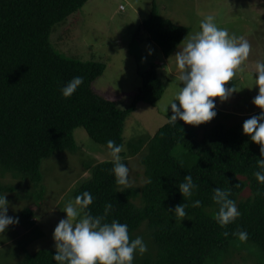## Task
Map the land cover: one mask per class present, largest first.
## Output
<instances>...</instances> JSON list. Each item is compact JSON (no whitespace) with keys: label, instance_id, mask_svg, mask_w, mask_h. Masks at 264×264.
Returning a JSON list of instances; mask_svg holds the SVG:
<instances>
[{"label":"trees","instance_id":"16d2710c","mask_svg":"<svg viewBox=\"0 0 264 264\" xmlns=\"http://www.w3.org/2000/svg\"><path fill=\"white\" fill-rule=\"evenodd\" d=\"M86 2L0 0V167L6 173L40 183L43 160L55 153L78 151L74 138L77 128H83L93 142L105 148L110 139L125 145V122L137 104L155 105L164 94V84L152 65L141 74L142 85L131 105L120 109L92 88L106 69L104 63L83 62L55 51L49 40L52 28ZM143 28L166 57L177 50L189 33L187 27L162 19L155 3ZM77 75L84 78L82 85L71 97L62 98L60 87ZM258 114L259 111L227 126L217 119L231 118L232 114L218 111L214 125L201 126V136L182 121L177 120L176 126L167 122L147 142L141 139L120 153L126 164L127 155L134 156L145 147L141 164L151 183L140 189H122L115 183L111 160H107L92 167L90 177L73 197L90 192L94 197L89 206L93 215L103 214L104 204L110 202L112 210L107 220L126 223L130 238H135L137 230L146 225L156 255L151 258L148 254L137 264H206L215 252L231 249L232 243L239 240L232 233L238 230L246 231V241L255 244L264 255V184H258L253 175L258 170L259 145L241 133L242 123ZM180 147L183 151L174 155ZM189 173L198 187L184 201L188 205L186 216L179 221L171 210L183 203L177 188ZM215 187L230 188V198L241 213L226 228L213 219L218 207L212 200ZM4 190L0 184V194ZM245 190L250 196L242 200ZM196 199L201 204L193 208L191 201ZM32 215L28 211L23 214L25 219ZM223 231L229 235H221ZM54 252L40 249L17 264H55L51 258Z\"/></svg>","mask_w":264,"mask_h":264},{"label":"rangeland","instance_id":"374dc122","mask_svg":"<svg viewBox=\"0 0 264 264\" xmlns=\"http://www.w3.org/2000/svg\"><path fill=\"white\" fill-rule=\"evenodd\" d=\"M153 3L162 19L187 27L188 36L199 31V23L205 16L212 15L218 27L227 28L229 34L248 40L251 52L247 60L225 85H232L236 92L216 107V112L232 114V117L220 116L217 120L231 126L258 112L252 100L258 92L254 81L255 64L264 60V0H87L80 10L52 28L49 40L55 51L83 62L104 63L106 69L93 82L92 88L102 97L114 101L120 109L131 105L133 95L142 85L141 74L152 65L165 87L155 105L140 102L126 119L125 151L129 144L134 145L141 139L147 142L168 122L171 111L166 107L178 90L179 70L172 56L182 44L166 57L150 40L143 23L150 17ZM215 123L214 117L203 124L211 127ZM129 124L134 125L131 137L125 133ZM203 124L186 126L195 128L201 136ZM74 138L78 151L55 153L42 161L40 183L6 173L0 167V184L5 188L2 194L7 193L9 204L7 215L18 219V223L2 234L4 238H0V249L3 250L0 251V264H17L40 249L55 251L52 232L64 218L65 204L74 199L75 190L90 177L96 163L111 160L109 150L93 142L83 128L74 131ZM145 149L134 156L127 155L125 159L129 169L128 187L140 189L145 184L141 164ZM181 151V147L176 148L174 155ZM249 196V190H245L241 199ZM26 211L33 214L30 219L24 218ZM136 236L143 237L149 250L143 256H134L133 264L148 254L155 258V246L145 224L137 230ZM230 248L224 253L215 252L206 264H264L262 251L253 243L238 240Z\"/></svg>","mask_w":264,"mask_h":264},{"label":"clouds","instance_id":"9594fccd","mask_svg":"<svg viewBox=\"0 0 264 264\" xmlns=\"http://www.w3.org/2000/svg\"><path fill=\"white\" fill-rule=\"evenodd\" d=\"M181 43L180 50L172 56L179 70V83L166 107L171 111L167 119L175 126L177 120L197 126L211 121L217 114V104L224 103L236 92L232 85H225L241 70L251 52V45L244 37L229 34L227 28L218 27L212 15L205 16L199 23V31ZM254 74L258 92L252 104L259 109V114L242 123L241 133L259 145L258 170L253 175L258 184H264V61L256 62ZM83 80L77 75L65 82L59 89L62 98L71 97ZM133 127V124L127 126V136H132ZM106 148L113 165L111 172L115 183L122 189L127 188L129 169L120 155L125 146L110 139L106 141ZM143 183H151V179L146 177ZM197 187L190 173L183 176L177 188L183 203L171 210L179 221L186 216L188 205L184 201L194 195ZM6 195L0 194V238H4L2 234L10 226L18 223L17 218L7 215L9 204ZM93 200L90 192L83 191L65 204L64 218L58 221L52 232L55 252L51 258L55 264H133L134 256L148 252V244L143 237L130 238L126 223L107 220L112 210L110 202L104 204L103 214L93 215L89 208ZM212 200L218 206L213 219L221 228L234 223L241 215L236 201L230 198V188L215 187ZM200 204L199 199L191 201L193 208L200 207ZM221 235L227 237L229 233L223 231ZM232 235L241 242L248 239L244 230L234 231Z\"/></svg>","mask_w":264,"mask_h":264}]
</instances>
